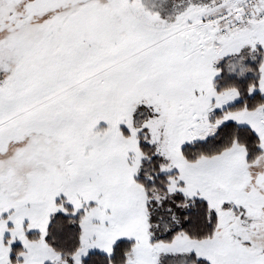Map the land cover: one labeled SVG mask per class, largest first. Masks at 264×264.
<instances>
[{"label": "snow or ice", "instance_id": "obj_1", "mask_svg": "<svg viewBox=\"0 0 264 264\" xmlns=\"http://www.w3.org/2000/svg\"><path fill=\"white\" fill-rule=\"evenodd\" d=\"M0 264H264V0H0Z\"/></svg>", "mask_w": 264, "mask_h": 264}]
</instances>
